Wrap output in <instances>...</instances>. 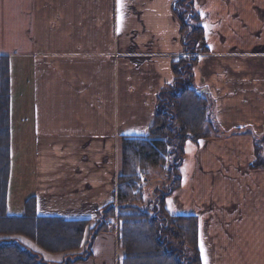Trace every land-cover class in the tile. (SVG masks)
I'll return each mask as SVG.
<instances>
[{
    "label": "crops",
    "instance_id": "1",
    "mask_svg": "<svg viewBox=\"0 0 264 264\" xmlns=\"http://www.w3.org/2000/svg\"><path fill=\"white\" fill-rule=\"evenodd\" d=\"M178 1L0 0L11 140H27L30 126L39 215L95 217L113 201L119 140L148 134L156 95L186 51ZM183 6L204 31L191 85L209 104V124L202 141L184 146L167 211L199 220L201 264H264V169H250L264 138V0ZM166 177H146L147 201ZM120 255L110 229L91 259L74 264H119Z\"/></svg>",
    "mask_w": 264,
    "mask_h": 264
},
{
    "label": "trees",
    "instance_id": "2",
    "mask_svg": "<svg viewBox=\"0 0 264 264\" xmlns=\"http://www.w3.org/2000/svg\"><path fill=\"white\" fill-rule=\"evenodd\" d=\"M185 2L179 0L178 4ZM179 20L183 45L187 51L195 52L204 39L199 15L183 9ZM197 61L196 57H179L172 63L175 79L156 95L148 134L119 140L114 200L97 210L95 217L68 218L39 215L36 195L26 200L22 215L8 214L11 72L8 57L0 56V264H55L40 259L23 239L48 254L73 255L57 264L85 262L93 257L97 237L110 229L116 230L122 252L119 264H201L197 217L169 216L166 193L147 201L140 178L142 173L167 164L166 171L171 174L175 163L178 168L181 166L184 146L198 144L208 133L209 104L191 85ZM255 150L250 169H264V138L256 139ZM178 185L177 180L175 187Z\"/></svg>",
    "mask_w": 264,
    "mask_h": 264
},
{
    "label": "rangeland",
    "instance_id": "3",
    "mask_svg": "<svg viewBox=\"0 0 264 264\" xmlns=\"http://www.w3.org/2000/svg\"><path fill=\"white\" fill-rule=\"evenodd\" d=\"M183 7V4L179 3L177 9H175V13L173 12L178 20L180 19V11ZM30 131L31 128L27 125V140H10L11 164L8 189V214L11 215H22L25 210L26 200H28L29 197L34 194L35 188L38 186V181L40 180L38 176L37 156L33 150L34 141L32 139V134L30 135ZM175 166L176 168L174 167L171 169V174H168L169 178L166 177L168 180H165L167 182L166 188L164 189L165 193L167 192V195L168 192L171 193L176 188L175 184L178 180L179 169L177 163H175ZM166 167L163 166L155 170H151V172L147 174V180L154 182L163 180L167 174ZM145 195H147L146 191ZM142 204L143 203H141V205ZM168 215L172 216L173 214L168 212ZM22 241L26 244L25 246L28 245L30 250H32L36 255L40 256V259H44L48 262L57 264L58 262L61 263L62 261H66L68 258L71 259L73 257L71 254H48L43 252L34 242L27 241L25 239ZM119 252L121 253V257L122 252L120 249Z\"/></svg>",
    "mask_w": 264,
    "mask_h": 264
},
{
    "label": "snow or ice",
    "instance_id": "4",
    "mask_svg": "<svg viewBox=\"0 0 264 264\" xmlns=\"http://www.w3.org/2000/svg\"><path fill=\"white\" fill-rule=\"evenodd\" d=\"M207 27V26H206ZM202 247V251H203V246H201ZM205 264H207V261H206V259H205Z\"/></svg>",
    "mask_w": 264,
    "mask_h": 264
},
{
    "label": "water",
    "instance_id": "5",
    "mask_svg": "<svg viewBox=\"0 0 264 264\" xmlns=\"http://www.w3.org/2000/svg\"><path fill=\"white\" fill-rule=\"evenodd\" d=\"M198 92V94H201V91H197Z\"/></svg>",
    "mask_w": 264,
    "mask_h": 264
},
{
    "label": "built area",
    "instance_id": "6",
    "mask_svg": "<svg viewBox=\"0 0 264 264\" xmlns=\"http://www.w3.org/2000/svg\"><path fill=\"white\" fill-rule=\"evenodd\" d=\"M191 55H193V54H189V56H191Z\"/></svg>",
    "mask_w": 264,
    "mask_h": 264
}]
</instances>
